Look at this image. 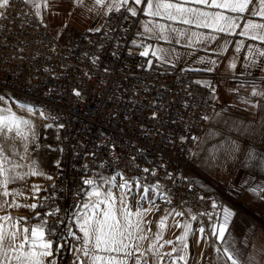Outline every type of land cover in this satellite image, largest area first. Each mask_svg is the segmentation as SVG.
I'll return each instance as SVG.
<instances>
[{"label":"built area","instance_id":"built-area-1","mask_svg":"<svg viewBox=\"0 0 264 264\" xmlns=\"http://www.w3.org/2000/svg\"><path fill=\"white\" fill-rule=\"evenodd\" d=\"M4 13L6 18L0 19V95L59 117L47 120L58 131L62 156L53 182L43 191L40 218L54 208L69 215L83 211L74 207L84 198L77 192L88 190L83 179L99 181L104 173H120L129 181L146 176V185L159 181L165 192L171 191L174 209H188L200 220L209 216L213 199L198 187L189 158V149L195 145L190 139L181 145L179 137L199 136L203 130L201 116L214 109L210 90L194 83L196 74L188 70L162 71L153 66L146 70L151 51L149 57H141L140 49L129 43L140 39L136 35L139 16L124 20L126 12H113L104 18L99 33L81 31L68 46L43 27L24 0H11ZM93 57H99L96 63ZM73 88H79L82 99L72 95ZM145 129L149 135H144ZM169 135L171 142L164 139ZM161 161L155 177L140 171ZM72 231L78 233L75 227ZM55 238L64 245L61 255H72L77 241L66 233L61 240L59 231Z\"/></svg>","mask_w":264,"mask_h":264},{"label":"snow or ice","instance_id":"snow-or-ice-1","mask_svg":"<svg viewBox=\"0 0 264 264\" xmlns=\"http://www.w3.org/2000/svg\"><path fill=\"white\" fill-rule=\"evenodd\" d=\"M24 2L30 3L33 8L37 9L36 15L40 16L39 3H36L35 0H24ZM50 3L54 5V0H43L45 8H48ZM71 4L73 9L87 10L101 18L110 16L113 12L120 13L122 10L128 14L122 17L124 20H128L129 16L136 17L138 14L149 17L148 20H142L140 23L142 31H138L136 34L140 39H134L129 43L131 47L140 49L138 54L141 57H149L151 51V56L160 65L169 64L175 67V62L181 58V53L177 52L174 47L163 48L146 44V40H162L170 45L173 42L181 44V40H183L184 47L194 48L196 45H203L207 50L211 44L220 39V34L224 36L238 35L260 45L248 44L246 46L247 55L244 61L246 70L258 67L261 72H264V0H71ZM10 5L11 0H0V19L6 18L4 10ZM140 5H143L142 9L138 7ZM213 9L215 11H212ZM69 15H71V12H69ZM156 18L171 23H158ZM41 23H43L42 19ZM175 23L188 25L190 28L208 29L209 32L178 29L173 26ZM64 27L66 28L67 24ZM101 27L92 28L90 31L99 33ZM109 31L110 29L105 31V38L108 37ZM231 43V41L225 39L222 44H217V48L214 50L215 55L219 56L226 52ZM242 45L243 40L236 42L235 51L239 52ZM117 47H119V42ZM113 55H116V53L114 52ZM91 59L92 63H96L99 57ZM145 63L147 65L146 70H150L153 60L146 59ZM197 63L206 66L202 69L186 70L212 72L218 66V61L211 57H199ZM229 67L231 69L236 68L235 59L230 62ZM85 76H88V73H85ZM194 83L208 88L211 98L216 99L215 86L210 80H197ZM242 86L240 85L238 88ZM250 87L251 96L257 98L256 102L247 98H244L242 102L252 108H264V104L260 103L261 100H264V87H260L255 81L252 82ZM72 95L77 99L83 98L79 88H73ZM4 99V96L0 95V102H3ZM185 107L187 108L188 105L185 104ZM20 108L28 113L37 112L40 117L53 121L59 119L58 116L42 111L35 106L21 104ZM151 118L153 120L157 119V113L153 112ZM201 119L206 122L219 121L223 119V116L221 112H216L214 116L202 115ZM223 122L228 124L229 130L235 124V122L229 124L227 120ZM31 123L28 119H18L15 113L9 112L7 109L0 112V212H7V207L17 209L27 207L34 211L37 207L44 206L43 203L21 205L15 200L9 204V201L5 199L9 196L18 197L23 195L22 190L10 189L9 185L26 181L27 178L33 176H44L46 179H52V176L38 170L35 161L30 164H22L11 158L18 155L20 160H27L29 155L27 142L35 140ZM21 126H24L31 133V136L22 134ZM52 126V124L47 125V127ZM58 127L62 128L63 125L60 124ZM258 129H264V119H261L256 128L249 129L245 125L239 130L264 136V131H258ZM13 131L23 143L24 150L22 153L17 150L15 144H11L6 152L5 144L7 143L8 133ZM149 134V130L145 129L144 135ZM219 135H221L219 131L212 130L205 133L203 137L181 135L179 143L183 145L190 139L195 145L194 148L189 149V158L191 159L199 157L200 152L204 150L202 145L208 139ZM164 139L171 142L173 136L169 135ZM228 143L229 147L225 151L229 155H234L240 150V146L236 141H229ZM217 150L215 148L209 150L211 153L208 157L209 160L215 159ZM140 152L141 155L144 154L143 149ZM248 157L252 159L254 153L249 152ZM132 159L134 161L136 157ZM148 163L152 162L148 161ZM162 165L163 161L160 165H153L151 169L144 167L140 171L155 177L157 175L155 169ZM57 167H59V163H57ZM136 167L139 169V165H136ZM87 168L88 166L84 165L85 172H87ZM165 175L168 179H173L171 173L165 172ZM121 179L123 182L120 184L116 183L115 177L105 178L101 176L99 181L95 178L83 179L82 184L87 186L88 190L82 193L77 192V195L83 194L87 197V200L74 205V207L82 208L84 211L72 212L69 215L67 211L60 214V209L54 208L45 213L44 217L40 218V222L32 227L25 226L10 215L0 216V221L11 224L10 228L6 227L5 224H0V264H58V257L62 254L61 249L64 247L63 244L52 239L58 231L61 240L65 239L66 233L67 236L77 241L71 247L74 256L72 264H178V262L188 264V261L194 258L189 252L188 237L196 235V232L191 230L189 221L184 222L183 233L177 237V241H164L161 243L167 219L169 217H183L184 212L175 209L166 210L163 218L159 220V230L152 233L151 237L147 235L148 232H151V229L146 227V216L154 210H159L156 199L171 204V191L165 192V186L161 185L159 181L146 185L144 183L147 179L146 176L135 178L131 183L135 184L138 189L142 188V193L133 210L127 204L126 192L122 191L117 197L111 188L102 190L104 184H111L112 188L128 189L131 192L129 180L124 177H121ZM184 179L188 180L187 177H184ZM188 182L193 183L194 181ZM245 184L246 182H241V189L248 191L249 189L245 188ZM32 190L38 192L40 186L33 185ZM250 191L253 195H258L260 199L264 200V187H251ZM149 193L153 194L151 198ZM234 195L238 196V193H234ZM200 199H204V197H200ZM142 201H146L150 206L148 208L143 207ZM117 202L120 204L119 208H117ZM212 208H219V212L215 213L212 227L208 231L204 227L196 230L200 234L196 240L197 245L200 244L201 240L207 243L211 237L213 239L208 246L214 249L213 259L215 264H242L229 241L231 236L229 226L235 215L234 209L223 204L218 205L215 200L212 201ZM200 215H208V213H201ZM36 216L40 217V213H36ZM47 217H54V219L49 221ZM65 217H67V220ZM196 219V215H191V220ZM60 224H65V228L59 229L58 225ZM177 225L179 226V222H177ZM74 227L78 229L79 234L72 231ZM145 242H147V247L143 246ZM165 245L172 246L171 252L160 251ZM165 257H168L167 262H165ZM201 257H203V252H201Z\"/></svg>","mask_w":264,"mask_h":264},{"label":"crops","instance_id":"crops-1","mask_svg":"<svg viewBox=\"0 0 264 264\" xmlns=\"http://www.w3.org/2000/svg\"><path fill=\"white\" fill-rule=\"evenodd\" d=\"M35 2L40 4L38 10L40 16L36 15L37 9L33 8L30 3L25 4L33 10V13L40 21L41 19L43 20V26L56 39L68 46L74 44L76 37L81 31H90L92 28L101 27L105 18L98 17L95 13L81 10L80 8L73 9L71 0H54V5L50 3L48 8L44 7L43 0H35ZM138 7L142 9L143 5ZM212 11L215 10L213 9ZM69 12H71V15H69ZM137 16H139V23L136 33L142 31L140 28L141 21L149 19V17H145L142 14ZM156 22L171 23L160 18H156ZM65 24H67L66 28L64 27ZM173 26L193 32H209L208 29L190 28L188 25L181 23H175ZM225 39L232 43L226 52L216 56L214 50L217 48V44H222ZM241 40H243L241 50L236 52L235 44ZM147 41L158 47H174L177 52L181 53V58L175 62V67L169 64L160 65L151 56L150 59L153 60L152 66L162 71L170 69H202L206 65L197 63L199 57H211L218 61V66L212 72L191 71L196 74L197 80H210L212 84L214 83L216 99H212L214 109L209 116H214L216 112H221L223 116V119L219 121H205L204 128L199 136L203 137L210 130L219 131L221 135L208 139L202 145L204 150L200 152L199 157L191 158V167L196 173V183L201 190L209 193L218 205L223 204L234 209L235 215L229 226V232L231 233L229 241L237 252L242 264H264V200L260 199L258 195H253L250 191L251 187H264V136L251 133L250 131L243 132L239 130L245 125L249 129L256 128L261 119H264V108H252L242 102L244 98L256 102L257 98L251 96L250 86L253 81L259 84L260 87H264V72H261L258 67L246 70L244 63L247 55L246 46L248 44L260 45L255 41L246 40L238 35L224 36L223 34H220V39L211 44L207 50L203 45H196L194 48L184 47L183 40H181V44L173 42L171 45L162 40L154 41L149 39ZM233 59H235L236 63L235 69L229 67ZM240 85L243 86L238 88ZM237 88L238 90H236ZM260 103L264 104V100H261ZM5 109L15 113L18 119L30 120L32 122V131L35 133V140L27 142L29 152L27 160H20L18 155L11 158L22 164H30L35 161L39 171L52 176L51 180L46 179L44 176H33L27 178L26 181H19L14 185H9L10 189L22 190L23 195L18 197L9 196L5 199L9 201V204L13 200L21 205L40 204L44 189L53 182L58 172L57 163L60 165L62 141L53 127H47L50 123L45 118L40 117L39 113H28L22 110L19 105L11 104L6 100L0 102V112ZM224 120H227L229 124L235 122L231 130H229L228 124L223 122ZM258 131H264V129H258ZM21 132L31 136V133L24 126H21ZM229 141H236L240 146V150L234 155H229L225 151L229 147ZM11 144H15L19 152H23V143L15 135V131L8 133L7 143L5 144L6 152ZM214 148L218 149L215 152V159L209 160L208 157L211 154L209 150ZM249 152L254 153L252 159L248 157ZM101 176L105 178L115 177L117 184L122 183L121 177H124L120 173H104ZM131 181H129L131 192L128 189L112 188L111 184H104L102 190L111 188L117 197L122 191L126 192L127 204L134 210L136 202L142 193V188H136ZM241 182H246L245 188H248V191L241 189ZM33 185L40 186V190L34 192L32 190ZM234 193H238V196L234 195ZM152 195V193H149L150 198ZM225 195L229 198L228 200H226ZM86 200L87 197L84 196L82 201ZM141 203L145 208L150 206L146 201ZM156 204L159 206V210L152 211L145 218L146 227L151 229V232L147 233L149 237L152 236V233L159 230V220L163 218L165 211L174 209L170 204H165L160 199H156ZM119 207L120 204L117 202V208ZM39 210L40 207H37L34 211L27 207H20L19 209L7 207V212H0V216L10 215L25 226L32 227L40 222V217L36 216V213L40 212ZM180 211L185 213L183 217H169L167 219L161 243L164 241H177V237L183 233L184 222L189 221L191 230L195 231L196 235L188 237L189 252L194 257L188 261V264H215L213 259L215 255L214 249L208 246L213 238L210 237L207 243L201 240L200 244L197 245L196 240L200 234L196 230L204 227L208 231L212 227V221L215 219V213L219 212V208H211L209 216L204 220H191V215L194 214L188 209ZM133 219L135 218L133 217ZM177 222H179V226ZM0 224H5L8 228L11 227V224L4 221H0ZM143 246L147 247V242ZM171 250V245H165L164 248L160 249L161 252H171ZM201 252H203V257H201ZM73 258L67 264H72ZM164 259L165 262L168 261V257ZM178 264H183V262H178Z\"/></svg>","mask_w":264,"mask_h":264},{"label":"rangeland","instance_id":"rangeland-1","mask_svg":"<svg viewBox=\"0 0 264 264\" xmlns=\"http://www.w3.org/2000/svg\"><path fill=\"white\" fill-rule=\"evenodd\" d=\"M42 24V23H41ZM43 25V24H42ZM44 27V26H43ZM45 28V27H44ZM46 29V28H45ZM4 100H6V101H9L8 99H4ZM9 103H11V104H14V103H12L11 101H9ZM14 105H18V104H14ZM20 106V105H19ZM46 119V118H45ZM48 119H46V121H47ZM48 122V121H47ZM51 124V123H50ZM53 127V126H52ZM54 128V127H53ZM54 130L58 133V131L54 128ZM59 135V134H58ZM99 180V179H98ZM72 257H74L73 256V253H72V255H61V256H59L58 257V264H67L69 261H70V259L72 258Z\"/></svg>","mask_w":264,"mask_h":264},{"label":"trees","instance_id":"trees-1","mask_svg":"<svg viewBox=\"0 0 264 264\" xmlns=\"http://www.w3.org/2000/svg\"><path fill=\"white\" fill-rule=\"evenodd\" d=\"M57 240H58V238H55V239H54V241H56V242H57ZM54 247H55V244H54Z\"/></svg>","mask_w":264,"mask_h":264}]
</instances>
